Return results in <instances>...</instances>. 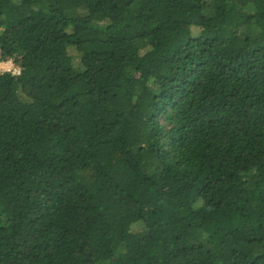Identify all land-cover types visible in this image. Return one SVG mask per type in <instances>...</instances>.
<instances>
[{"label":"trees","instance_id":"obj_1","mask_svg":"<svg viewBox=\"0 0 264 264\" xmlns=\"http://www.w3.org/2000/svg\"><path fill=\"white\" fill-rule=\"evenodd\" d=\"M7 59L0 264H264V0H0Z\"/></svg>","mask_w":264,"mask_h":264},{"label":"built area","instance_id":"obj_2","mask_svg":"<svg viewBox=\"0 0 264 264\" xmlns=\"http://www.w3.org/2000/svg\"><path fill=\"white\" fill-rule=\"evenodd\" d=\"M4 73L19 76L21 74V68L13 59L0 60V74Z\"/></svg>","mask_w":264,"mask_h":264},{"label":"rangeland","instance_id":"obj_3","mask_svg":"<svg viewBox=\"0 0 264 264\" xmlns=\"http://www.w3.org/2000/svg\"><path fill=\"white\" fill-rule=\"evenodd\" d=\"M70 53L75 54V51L73 49H71Z\"/></svg>","mask_w":264,"mask_h":264}]
</instances>
